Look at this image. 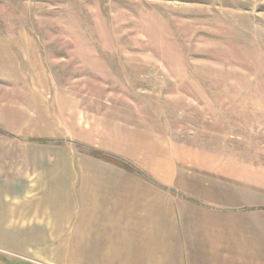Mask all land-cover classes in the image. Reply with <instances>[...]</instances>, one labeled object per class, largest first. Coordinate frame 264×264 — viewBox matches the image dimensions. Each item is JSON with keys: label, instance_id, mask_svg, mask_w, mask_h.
I'll return each mask as SVG.
<instances>
[{"label": "rangeland", "instance_id": "rangeland-1", "mask_svg": "<svg viewBox=\"0 0 264 264\" xmlns=\"http://www.w3.org/2000/svg\"><path fill=\"white\" fill-rule=\"evenodd\" d=\"M0 107L140 174L264 169V0H0Z\"/></svg>", "mask_w": 264, "mask_h": 264}, {"label": "crops", "instance_id": "crops-1", "mask_svg": "<svg viewBox=\"0 0 264 264\" xmlns=\"http://www.w3.org/2000/svg\"><path fill=\"white\" fill-rule=\"evenodd\" d=\"M26 128L0 138V264H264V169L140 174Z\"/></svg>", "mask_w": 264, "mask_h": 264}, {"label": "trees", "instance_id": "trees-1", "mask_svg": "<svg viewBox=\"0 0 264 264\" xmlns=\"http://www.w3.org/2000/svg\"><path fill=\"white\" fill-rule=\"evenodd\" d=\"M34 143L36 144H48V141H45V140H37V141H34ZM94 157L100 159V160H103L105 162H108V163H111L121 169H124V170H127L129 172H134V170L129 167L126 163H123L121 161H118L116 159H113V158H110L102 153H94L92 154Z\"/></svg>", "mask_w": 264, "mask_h": 264}]
</instances>
